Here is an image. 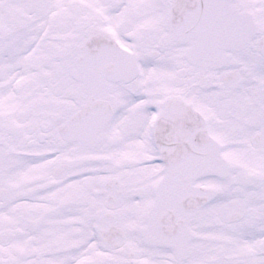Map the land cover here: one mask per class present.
Here are the masks:
<instances>
[{"label":"snow or ice","instance_id":"snow-or-ice-1","mask_svg":"<svg viewBox=\"0 0 264 264\" xmlns=\"http://www.w3.org/2000/svg\"><path fill=\"white\" fill-rule=\"evenodd\" d=\"M0 264H264V0H0Z\"/></svg>","mask_w":264,"mask_h":264}]
</instances>
